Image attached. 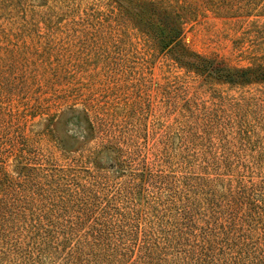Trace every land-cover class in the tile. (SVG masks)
<instances>
[{"label":"rangeland","instance_id":"rangeland-1","mask_svg":"<svg viewBox=\"0 0 264 264\" xmlns=\"http://www.w3.org/2000/svg\"><path fill=\"white\" fill-rule=\"evenodd\" d=\"M0 264H264V0H0Z\"/></svg>","mask_w":264,"mask_h":264}]
</instances>
